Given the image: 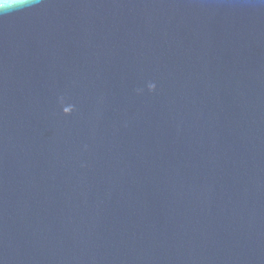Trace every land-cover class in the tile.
I'll use <instances>...</instances> for the list:
<instances>
[{
  "label": "water",
  "instance_id": "obj_1",
  "mask_svg": "<svg viewBox=\"0 0 264 264\" xmlns=\"http://www.w3.org/2000/svg\"><path fill=\"white\" fill-rule=\"evenodd\" d=\"M0 264H264V0L0 15Z\"/></svg>",
  "mask_w": 264,
  "mask_h": 264
},
{
  "label": "clouds",
  "instance_id": "obj_2",
  "mask_svg": "<svg viewBox=\"0 0 264 264\" xmlns=\"http://www.w3.org/2000/svg\"><path fill=\"white\" fill-rule=\"evenodd\" d=\"M36 2L37 0H0V15L23 10Z\"/></svg>",
  "mask_w": 264,
  "mask_h": 264
}]
</instances>
